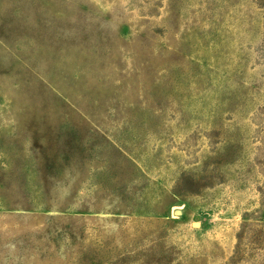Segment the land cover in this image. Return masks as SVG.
Listing matches in <instances>:
<instances>
[{
  "label": "rangeland",
  "instance_id": "obj_1",
  "mask_svg": "<svg viewBox=\"0 0 264 264\" xmlns=\"http://www.w3.org/2000/svg\"><path fill=\"white\" fill-rule=\"evenodd\" d=\"M263 209L264 0H0V264H264Z\"/></svg>",
  "mask_w": 264,
  "mask_h": 264
},
{
  "label": "trees",
  "instance_id": "obj_2",
  "mask_svg": "<svg viewBox=\"0 0 264 264\" xmlns=\"http://www.w3.org/2000/svg\"><path fill=\"white\" fill-rule=\"evenodd\" d=\"M251 219L247 218L244 220L242 225V234L245 233V229L247 230V227H251L254 220V224H259L263 229H261V232L264 231V209L261 211H255L251 215ZM241 231L240 234H238V241H241ZM264 240V239H263ZM264 249V248H263Z\"/></svg>",
  "mask_w": 264,
  "mask_h": 264
}]
</instances>
